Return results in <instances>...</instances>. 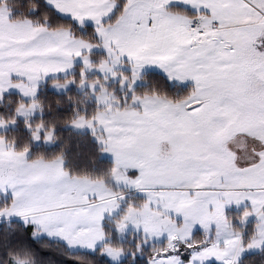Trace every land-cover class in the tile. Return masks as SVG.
Instances as JSON below:
<instances>
[{"label":"snow or ice","instance_id":"6c2138e0","mask_svg":"<svg viewBox=\"0 0 264 264\" xmlns=\"http://www.w3.org/2000/svg\"><path fill=\"white\" fill-rule=\"evenodd\" d=\"M46 7L49 20L14 23L0 0V129L23 118L30 134L18 147L0 133V219L129 264H241L264 251V0ZM146 66L166 79L149 82ZM50 75L94 98L92 111L74 106L64 123L90 129L113 156L106 173L74 172L62 152L29 157L32 141L59 139L38 96ZM11 89L19 96L9 109ZM241 137L253 145L247 156L235 146ZM233 205L242 211L230 215ZM2 259L36 264L26 245Z\"/></svg>","mask_w":264,"mask_h":264},{"label":"trees","instance_id":"16d2710c","mask_svg":"<svg viewBox=\"0 0 264 264\" xmlns=\"http://www.w3.org/2000/svg\"><path fill=\"white\" fill-rule=\"evenodd\" d=\"M8 6L14 11L12 21L17 22L26 18H31L34 22H42L50 19L49 8L46 7L44 0H9ZM34 13V15H30ZM71 19L66 18L65 22ZM55 23V20H51ZM147 80L151 82L155 78L166 79L161 74L150 72L145 75ZM160 88V85H154ZM143 86L139 90L143 91ZM175 88H169V91H175ZM181 91V87H180ZM11 103L8 104L10 109L15 103L18 94H8ZM39 99L43 108V119L47 125L56 127L59 139L53 147L44 145L35 146L31 142L30 158L43 156L50 157L55 153H63L66 158V166L74 172L86 174L106 173L113 165V162L104 158L103 152L98 151V142L90 133H77L68 128L69 124H65L64 120L72 115L73 107H79L81 110L85 108L92 111L95 103H86L87 97L82 93L71 89L66 93H56L48 88L42 87L39 91ZM7 110V109H5ZM41 118L40 115L33 118L36 123ZM7 139L15 143L18 147L29 142L30 134L24 126V120H18L15 128L6 132ZM108 224H106V227ZM32 226L25 225L20 220H0V264H3V257L7 256L9 249H15L28 246L35 253L36 264H90V261L81 256L77 260L78 255L90 256L95 264H129V260L125 258L119 263H113L107 256L98 255L97 252L88 253L80 251H71L65 244L52 241L47 238L33 239ZM114 239L117 238L113 234ZM71 257V258H69ZM140 264V261H137ZM241 264H264V251L256 254H249L244 257Z\"/></svg>","mask_w":264,"mask_h":264},{"label":"rangeland","instance_id":"374dc122","mask_svg":"<svg viewBox=\"0 0 264 264\" xmlns=\"http://www.w3.org/2000/svg\"><path fill=\"white\" fill-rule=\"evenodd\" d=\"M8 1L9 0H7V2ZM44 1L46 2V0H44ZM68 18L71 19L70 17H68ZM12 22H14V21H12ZM150 72L158 73V74H161V75H163L165 77V74L163 73V71L161 69H159L157 66H146L142 74H143V76H145L147 73H150ZM54 78L55 77H53L51 75L46 77L45 80L40 83L39 91L41 90L42 87H45V88H48L49 90H51L53 92L61 94V93H66L67 91H69L71 89H75L77 92L82 93L85 97H87V100H86L87 102L86 103H95L94 102V98L89 96L87 89H81V88L76 87L75 85H69V86H67V88H65V87L61 86L62 83H63V76H61L60 77L61 79L59 81H56V82H53ZM137 83H138V85L140 87V86L144 85L145 81L142 80V81H138ZM191 86H192V82L191 81L183 82V84L181 85V92H186ZM39 91H38V94H39ZM8 94H18L19 95V92L16 89H11V90H9ZM38 115H40L39 111H37L36 115L34 117H32V120H33V118H35ZM20 120H23V118H21ZM16 125L15 126H10L6 130L5 129H0V133L5 134L10 129L15 128ZM68 128L71 129L74 132H77V133H90L92 135L91 130L88 129V128H74L71 125H68ZM93 138L96 140V138L94 136H93ZM33 144L35 146L44 145V146H47V147H53V146L56 145V142H54V143H45L43 140H41L39 142L33 141ZM235 146L242 150V155L243 156H247L249 154V150L253 147V145H252V143L250 141H247V140H245L242 137L237 139V141L235 142ZM29 156H30V153H29ZM103 156H104V158H106V159H108V160H110L111 162L114 163V158H113V156L110 153H103ZM0 199H2V197H0ZM242 209H243V205L239 206V208L237 206L233 205V206H231L228 209V213L230 215H235L238 212L242 211ZM0 220H6V219H0ZM11 220H21V219L19 217H13ZM253 221H254V217H250L249 218V226H251V223ZM105 222L109 226V218L106 217V221ZM41 238H47V239H50L52 241H57V242L65 244L67 246V244L64 241L51 239V238L47 237L46 235H42V236H37L36 237V239H41ZM70 250L74 251V252H76V251L84 252V251H81V250H78V249H70ZM260 252H262V251H260V250H252L249 253H247L246 255L256 254V253H260ZM88 253H94V252H88ZM124 259L125 258H121V260H124ZM111 261L113 263H119L120 262V261H113V260H111Z\"/></svg>","mask_w":264,"mask_h":264},{"label":"clouds","instance_id":"9594fccd","mask_svg":"<svg viewBox=\"0 0 264 264\" xmlns=\"http://www.w3.org/2000/svg\"><path fill=\"white\" fill-rule=\"evenodd\" d=\"M69 258H71V257H69Z\"/></svg>","mask_w":264,"mask_h":264},{"label":"crops","instance_id":"0c3cea01","mask_svg":"<svg viewBox=\"0 0 264 264\" xmlns=\"http://www.w3.org/2000/svg\"><path fill=\"white\" fill-rule=\"evenodd\" d=\"M21 221V220H20Z\"/></svg>","mask_w":264,"mask_h":264}]
</instances>
